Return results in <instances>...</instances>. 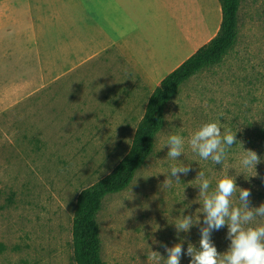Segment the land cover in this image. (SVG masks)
I'll return each instance as SVG.
<instances>
[{
	"label": "rangeland",
	"instance_id": "obj_1",
	"mask_svg": "<svg viewBox=\"0 0 264 264\" xmlns=\"http://www.w3.org/2000/svg\"><path fill=\"white\" fill-rule=\"evenodd\" d=\"M39 92L35 99L0 108V264H76L72 218L77 194L125 155L143 114L142 109L138 114L126 109L129 114L120 111L113 117L112 109L110 117L102 106L86 111L102 124L57 126L55 114L42 107L47 88ZM164 119L152 153L130 184L103 200L97 220L105 264H155L148 259L151 252L159 254L158 264H165L166 247L176 243L183 249L180 264H190L188 244L199 249L200 229L206 227L204 213H197L203 207L195 183L201 171L211 181L210 191L226 171L238 189H250L249 207L264 203V197L251 193L264 191L261 167L256 165L246 181L240 165L245 151L259 152L255 136L264 125V0H240L235 44L219 63L182 83L167 103ZM216 121L222 136L231 129L237 139L231 147L225 145L227 158L221 164L202 160L188 143L203 124ZM174 134L185 143L181 154L170 158L167 138ZM172 166L189 171L173 176ZM165 180L172 186L166 187ZM238 200L237 192L233 204ZM189 215L199 223L177 234L175 223ZM260 224L264 220L257 218L253 226ZM227 233V224L210 230L221 254L231 243Z\"/></svg>",
	"mask_w": 264,
	"mask_h": 264
},
{
	"label": "crops",
	"instance_id": "obj_2",
	"mask_svg": "<svg viewBox=\"0 0 264 264\" xmlns=\"http://www.w3.org/2000/svg\"><path fill=\"white\" fill-rule=\"evenodd\" d=\"M218 3L0 0V108L46 87L57 126L102 124L86 115L102 106L110 117L144 113L160 81L214 37Z\"/></svg>",
	"mask_w": 264,
	"mask_h": 264
},
{
	"label": "trees",
	"instance_id": "obj_3",
	"mask_svg": "<svg viewBox=\"0 0 264 264\" xmlns=\"http://www.w3.org/2000/svg\"><path fill=\"white\" fill-rule=\"evenodd\" d=\"M218 1L221 21L214 37L160 81L148 98L128 151L107 174L78 192L72 218V242L76 264H105L101 257L100 227L97 220L104 198L125 189L135 172L152 153L156 135L164 125L165 107L178 93L182 83L204 68L219 63L235 44L240 0ZM255 137L260 138L256 149L260 157L257 169L260 166V172L264 175V125L258 129ZM252 173L254 169L245 170L246 181L252 177ZM251 193L256 199L264 197V191L259 188L253 189ZM7 198L11 201V195Z\"/></svg>",
	"mask_w": 264,
	"mask_h": 264
},
{
	"label": "clouds",
	"instance_id": "obj_4",
	"mask_svg": "<svg viewBox=\"0 0 264 264\" xmlns=\"http://www.w3.org/2000/svg\"><path fill=\"white\" fill-rule=\"evenodd\" d=\"M167 143L170 146L168 157L175 158L181 154L185 141L180 135L174 134L167 138ZM188 143L202 160L207 161L210 158L215 164H221L227 158L225 145L231 147L237 143V139L236 133L231 129L222 136L219 121H216L203 124L192 134ZM259 163L260 157L253 150L245 151L240 160L244 170H255ZM188 171L184 166L171 167L173 176L177 173L187 174ZM195 183L199 185L200 202L203 205L202 209H197V213H204L206 227L200 229L199 249L191 243L188 244L186 255L191 258L190 264H264V224L253 226L257 218L264 220V203L258 208L249 207L250 189H238L235 178L230 177L226 171L217 180L212 191L211 181L205 178L203 171L199 173ZM164 185L171 187L172 182L165 180ZM237 192L239 203L233 204V197H236ZM194 223H199L198 218L194 221L191 215L183 216L175 223L177 234L181 231L188 232ZM226 224L227 239L231 243L229 249L221 254L210 239V230H218ZM165 250L168 253L165 264H180L183 252L181 243H176L171 248L166 247ZM148 259L158 264L160 256L151 252Z\"/></svg>",
	"mask_w": 264,
	"mask_h": 264
}]
</instances>
